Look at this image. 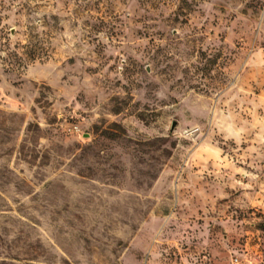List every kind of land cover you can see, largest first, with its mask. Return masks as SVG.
<instances>
[{"label":"rangeland","instance_id":"1","mask_svg":"<svg viewBox=\"0 0 264 264\" xmlns=\"http://www.w3.org/2000/svg\"><path fill=\"white\" fill-rule=\"evenodd\" d=\"M0 264H264V0H0Z\"/></svg>","mask_w":264,"mask_h":264},{"label":"water","instance_id":"2","mask_svg":"<svg viewBox=\"0 0 264 264\" xmlns=\"http://www.w3.org/2000/svg\"><path fill=\"white\" fill-rule=\"evenodd\" d=\"M176 126H177V122L174 121V122L172 123V128H171V129L174 130Z\"/></svg>","mask_w":264,"mask_h":264}]
</instances>
